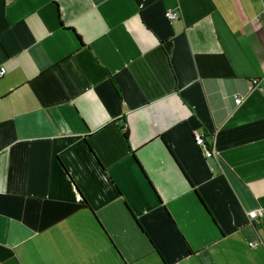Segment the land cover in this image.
I'll list each match as a JSON object with an SVG mask.
<instances>
[{
	"label": "crops",
	"instance_id": "obj_1",
	"mask_svg": "<svg viewBox=\"0 0 264 264\" xmlns=\"http://www.w3.org/2000/svg\"><path fill=\"white\" fill-rule=\"evenodd\" d=\"M0 67V264H264V0H0Z\"/></svg>",
	"mask_w": 264,
	"mask_h": 264
},
{
	"label": "built area",
	"instance_id": "obj_2",
	"mask_svg": "<svg viewBox=\"0 0 264 264\" xmlns=\"http://www.w3.org/2000/svg\"><path fill=\"white\" fill-rule=\"evenodd\" d=\"M6 4L10 3L12 0H4ZM164 17L168 22H174L179 19V13L173 10H166ZM6 74V70L3 67H0V79L3 78ZM253 85H256V81H253ZM241 98H235V104L239 105L241 103ZM194 144L201 150L205 159L217 158V153L213 148V140L205 138L203 132H197L193 135ZM248 219L252 220H261L264 219V210L258 209L251 211L247 214ZM249 247L253 248L257 246V243L252 242L248 244Z\"/></svg>",
	"mask_w": 264,
	"mask_h": 264
},
{
	"label": "trees",
	"instance_id": "obj_3",
	"mask_svg": "<svg viewBox=\"0 0 264 264\" xmlns=\"http://www.w3.org/2000/svg\"><path fill=\"white\" fill-rule=\"evenodd\" d=\"M169 23H170V22H169ZM127 135H128V133H127V129H126L125 132H124V139H125V141L127 140V137H128ZM192 140H193V137H192ZM163 142H164V141H163ZM193 142H194V141H193ZM195 146H196V145H195ZM196 147H197V146H196ZM166 149H167V151L171 154V156H172L173 158H175L174 155H173V153L169 150V148H168L167 146H166ZM134 160H135V159H134ZM135 162H136V161H135ZM176 162H177V161H176ZM136 165H137V167L139 168V170L143 173V171L141 170V167L138 165L137 162H136ZM177 166L179 167V169L181 170L183 176L185 177V179H186L187 182L189 183V186L193 188V186H192V184H191V182H190L188 176L186 175V173L184 172V170H182V168L179 166L178 162H177ZM144 178H145V177H144ZM145 180L147 181L146 178H145ZM147 182H148V181H147ZM148 184L150 185L149 182H148ZM150 187H151V185H150ZM151 189H152L153 192L155 193V191H154V189H153L152 187H151ZM193 190H194V188H193ZM155 194H156V193H155ZM195 194H196L197 197L199 198V194L197 193V191H195ZM156 196H157V195H156ZM200 202H201V201H200ZM202 204H203V203H202ZM84 206L90 210V212H91V214H92V216H93V218H94L95 223L97 224V226L99 227V229L101 230V232L104 234V236L107 238L108 242H109L110 245L113 247V249L116 250L115 247H114V245L112 244L111 240L109 239L108 235L106 234V232H105L104 229L102 228L101 224L99 223L98 219L96 218L95 214L91 211V209L89 208V206L87 205L86 202H84ZM203 206L205 207L204 209H205L206 211H208L207 208H206V206H205L204 204H203ZM208 213L210 214L209 211H208Z\"/></svg>",
	"mask_w": 264,
	"mask_h": 264
}]
</instances>
